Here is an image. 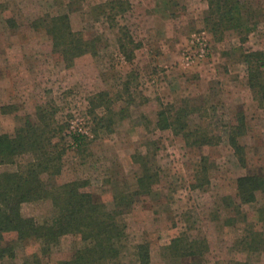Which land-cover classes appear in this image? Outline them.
I'll return each mask as SVG.
<instances>
[{
    "label": "rangeland",
    "instance_id": "obj_1",
    "mask_svg": "<svg viewBox=\"0 0 264 264\" xmlns=\"http://www.w3.org/2000/svg\"><path fill=\"white\" fill-rule=\"evenodd\" d=\"M109 1L0 0V135H14L25 115L36 120L40 107L55 111V124L69 126L64 141L52 139L64 150L61 172L43 178L48 186L79 181L105 211L116 214L124 231L119 255L101 264H138L141 243L149 245L151 264H187L173 257L176 238L199 241L204 253L198 264H264V194L258 192L251 203L237 200L235 211L222 202L235 196L239 177L264 176V100L259 89L249 87L244 60L250 52L264 57V0H240L246 31L222 34L206 20V0H127L130 8L115 17V28L95 8ZM63 14L73 31L99 38L96 54L71 68L52 52L45 30L31 26L40 17ZM118 26L139 44L130 60L119 50ZM201 44L205 57L187 61ZM240 111L247 126L240 139L245 164L228 141ZM159 115L168 128L157 127ZM178 116L186 134L220 140L205 147L187 144L176 130ZM70 132L83 136L82 142L75 144ZM32 161L29 152L1 165L0 173ZM146 177L151 192L137 195ZM119 196L131 197V204ZM21 213L39 224L59 217L50 200L24 203ZM84 247L79 235L62 236L46 255L39 242H15L13 257L0 264H31L34 255L58 264Z\"/></svg>",
    "mask_w": 264,
    "mask_h": 264
},
{
    "label": "trees",
    "instance_id": "obj_2",
    "mask_svg": "<svg viewBox=\"0 0 264 264\" xmlns=\"http://www.w3.org/2000/svg\"><path fill=\"white\" fill-rule=\"evenodd\" d=\"M206 1L209 6L206 20L213 21L215 34H222L227 30L246 31V28H243V5L240 0ZM95 8L100 9L111 27L115 28L117 27L114 24L115 17L126 12L130 4L127 0H110ZM31 26L34 29L45 30L51 40L52 52L58 55L66 68L73 67L83 56L95 55L97 52L99 38L86 37L81 32L73 31L66 14L40 17ZM118 33L119 50L126 59L130 60L139 44H134L127 28L119 27ZM244 60L248 65L249 87L259 89L260 98L264 100L263 54L250 52L245 55ZM98 98L101 100L100 95L97 100ZM90 105L100 106L95 100H91ZM54 113L55 111L50 113L44 108H37L36 120L25 115L24 126L17 129L14 135H0V166L13 164L17 157L29 152L33 154V161L25 168L15 172L0 173V260L6 256L13 257L15 242H39L42 247L41 252L46 255L65 235H79L86 242V247L76 250L58 264H101L106 260L116 259L119 255V244L124 237L123 229L115 222L116 214L113 216L105 211V205L96 202L79 181L48 186L43 178L44 175L53 177L60 174L61 156L64 150L53 144L52 139L64 141L66 131L69 130V126L65 123L55 124L57 121ZM175 121L176 130L180 131L184 141L189 145L212 146L220 140L218 136L198 132L186 134V126L182 124V118L178 116ZM156 125L161 130L170 126L160 115ZM229 127V145L238 161L245 164V148L240 143V139L246 135L247 126L242 111L236 114L235 123ZM69 135L76 142L75 144L82 142L80 139L83 136L71 132ZM201 160L203 166L206 165L207 158L203 157ZM205 173L206 169L202 171L204 179L207 177ZM149 177L145 178L146 182L139 180L137 195H148L151 192ZM258 192L264 194V176L252 174L239 177L236 181L235 196L223 197V207L235 211L239 209L237 200L239 204L251 203ZM116 198L124 201L126 206L132 202L131 197ZM41 200H50L53 207L59 211V217L52 224H39L33 218L24 217L21 213L22 204ZM201 241L203 243V240ZM253 244H256L254 239ZM171 245V250L174 251L173 257L186 260L187 264H198L196 260L204 253L203 246L198 240L184 241L176 238L172 240ZM136 255L138 264H151L148 243L137 245ZM33 258L31 264H45L39 257L34 255Z\"/></svg>",
    "mask_w": 264,
    "mask_h": 264
},
{
    "label": "built area",
    "instance_id": "obj_3",
    "mask_svg": "<svg viewBox=\"0 0 264 264\" xmlns=\"http://www.w3.org/2000/svg\"><path fill=\"white\" fill-rule=\"evenodd\" d=\"M205 51H206L205 46L203 44H201L199 50H197L195 52V54H191V55L187 56V61L191 60L192 57H194V56L196 57V59H203L206 55Z\"/></svg>",
    "mask_w": 264,
    "mask_h": 264
}]
</instances>
